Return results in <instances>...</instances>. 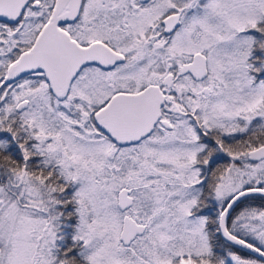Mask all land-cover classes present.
<instances>
[{
  "label": "snow or ice",
  "instance_id": "1",
  "mask_svg": "<svg viewBox=\"0 0 264 264\" xmlns=\"http://www.w3.org/2000/svg\"><path fill=\"white\" fill-rule=\"evenodd\" d=\"M0 264H264V0H0Z\"/></svg>",
  "mask_w": 264,
  "mask_h": 264
}]
</instances>
